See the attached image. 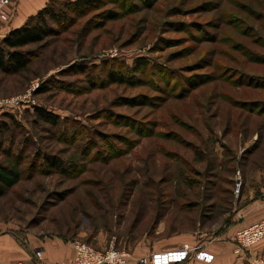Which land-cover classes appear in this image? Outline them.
Wrapping results in <instances>:
<instances>
[{"label": "rangeland", "instance_id": "rangeland-1", "mask_svg": "<svg viewBox=\"0 0 264 264\" xmlns=\"http://www.w3.org/2000/svg\"><path fill=\"white\" fill-rule=\"evenodd\" d=\"M92 1L21 50L28 72H0V161L24 155L0 223L134 255L216 240L264 167V0ZM112 69L132 85L101 84Z\"/></svg>", "mask_w": 264, "mask_h": 264}, {"label": "crops", "instance_id": "crops-1", "mask_svg": "<svg viewBox=\"0 0 264 264\" xmlns=\"http://www.w3.org/2000/svg\"><path fill=\"white\" fill-rule=\"evenodd\" d=\"M50 1L14 0L9 8V21L0 22V41L13 30L26 24L30 17L44 9ZM240 201L241 204L234 209L230 217V226L220 231L216 240L201 244L203 246L201 251L214 256V261L211 264H249L247 253L241 256L234 253V237L239 230L264 220V167L256 169L252 183L250 182L244 189ZM195 239L192 235H183L170 239L168 246L151 244L136 254L138 257H145L150 253L175 251L185 243H194ZM38 252L42 254L44 264H74V244L68 240L55 236L19 233L10 225L0 223V264H17L18 262L34 264L36 262L35 254ZM251 253L264 257V241L253 247ZM181 264L206 263L197 260L195 255H192Z\"/></svg>", "mask_w": 264, "mask_h": 264}, {"label": "trees", "instance_id": "trees-1", "mask_svg": "<svg viewBox=\"0 0 264 264\" xmlns=\"http://www.w3.org/2000/svg\"><path fill=\"white\" fill-rule=\"evenodd\" d=\"M55 0H51L44 9L39 11L36 15L30 17V19L21 28L13 30L5 38L0 41V72L5 75L10 74H21L28 72L29 66L32 64L29 56L21 51L29 45L39 44L45 40V38L51 36L54 30L51 28L52 24H67L71 22L72 16L70 14H83L86 9L93 5L92 0H76L71 1L64 5L65 11L59 12L55 11L52 4ZM126 1V0H123ZM69 13V14H68ZM109 14V13H108ZM110 20L118 19V16L111 13L107 16ZM145 59L138 60V65L135 67V71L138 72L143 65ZM77 68H83L82 71L86 72L88 64L79 63ZM65 72V71H64ZM251 80V78H249ZM106 80V81H105ZM133 78L128 77L123 72H115V69L106 73L105 79H101V84H119V85H132ZM258 81V79H256ZM244 84L245 82L242 81ZM254 84L253 86H259L260 84ZM45 84V83H44ZM43 84V85H44ZM93 84V83H92ZM247 84V85H251ZM42 86L40 88V93H47L50 88ZM248 106V109L254 110L256 113L262 111V109H255L257 105L256 102L243 103ZM37 118L49 125H58L60 122V117L47 111L44 108L35 109ZM256 147V146H255ZM251 150V152L255 149ZM1 149V146H0ZM250 152V153H251ZM4 160L0 161V198L6 196V194L16 187L22 179V164L24 161L23 151H20L18 155H13L12 152H3ZM44 157V156H42ZM47 165L56 172L63 171V162L58 159L52 162L51 158L44 157ZM191 183V182H190ZM230 223V221H229ZM66 239V238H63ZM67 240V239H66ZM263 242V241H262Z\"/></svg>", "mask_w": 264, "mask_h": 264}, {"label": "built area", "instance_id": "built-area-1", "mask_svg": "<svg viewBox=\"0 0 264 264\" xmlns=\"http://www.w3.org/2000/svg\"><path fill=\"white\" fill-rule=\"evenodd\" d=\"M14 0H0V22L9 21V8ZM264 241V220L239 230L234 237V253L241 256L248 254L249 264H264V257L256 256L251 253V249ZM202 246L192 247L184 245L175 251H163L153 253L149 257H138L131 252L115 250L111 247L105 252H100L91 246L76 242L74 244L75 258L74 264H181L192 255L196 259L206 264L214 261V256L201 251ZM34 264H44L42 254H35ZM17 264H24L18 262Z\"/></svg>", "mask_w": 264, "mask_h": 264}]
</instances>
